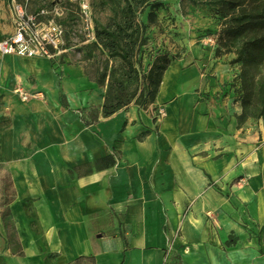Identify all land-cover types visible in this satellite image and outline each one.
Masks as SVG:
<instances>
[{
    "label": "crops",
    "instance_id": "crops-1",
    "mask_svg": "<svg viewBox=\"0 0 264 264\" xmlns=\"http://www.w3.org/2000/svg\"><path fill=\"white\" fill-rule=\"evenodd\" d=\"M199 55L107 117L83 66L0 105V264H264V119L238 125Z\"/></svg>",
    "mask_w": 264,
    "mask_h": 264
},
{
    "label": "rangeland",
    "instance_id": "rangeland-1",
    "mask_svg": "<svg viewBox=\"0 0 264 264\" xmlns=\"http://www.w3.org/2000/svg\"><path fill=\"white\" fill-rule=\"evenodd\" d=\"M160 2L154 10L153 21L148 20L149 7L138 13V19L144 24L146 40L136 58L139 77L129 83V89L136 88L139 93L143 86L142 75L147 74L157 57L165 54L172 61L182 56L188 57L198 50L200 55L195 57L194 61L204 81L209 80V77L216 79L212 85L219 88L214 94L215 97L220 99L231 94L230 102L239 101L238 75L241 64L233 61V53L218 54L216 50L222 1ZM13 3L20 4L28 12L35 13L41 9L49 11L41 18H54L65 34L60 52L51 58L0 55V105L7 100H18L14 96L15 87L20 86L30 93L39 92L38 89L42 88L40 79L46 76L47 70L55 73L60 79L62 71L64 73L66 68L81 66L88 77L104 86L105 96L110 69L113 66L119 71L122 70L121 60L118 57H109L107 52L95 43V31L112 22L115 17L118 19L124 0H0V39L13 29ZM83 6L86 8L83 9ZM36 59L43 62L40 67L27 64L29 60ZM134 100L135 98L130 105H136ZM87 112L88 118L94 116L96 108L91 107ZM8 122V115H0V125ZM263 231V227L257 232L251 230L258 240L261 239Z\"/></svg>",
    "mask_w": 264,
    "mask_h": 264
},
{
    "label": "trees",
    "instance_id": "trees-1",
    "mask_svg": "<svg viewBox=\"0 0 264 264\" xmlns=\"http://www.w3.org/2000/svg\"><path fill=\"white\" fill-rule=\"evenodd\" d=\"M161 0H124L116 17L95 31L96 44L109 57L121 60L122 70L111 67L102 115L107 117L134 103L146 107L155 101L164 71L171 60L165 54L157 57L147 74L143 86L129 89V83L139 77L137 55L145 43L144 24L138 13L149 7L148 20L153 21L154 10ZM218 54L233 53L234 62H240L239 101L241 112L236 115L238 125L249 118L264 119V0H221ZM93 79L92 77H89ZM103 84V82H100ZM229 243V240H228Z\"/></svg>",
    "mask_w": 264,
    "mask_h": 264
},
{
    "label": "built area",
    "instance_id": "built-area-1",
    "mask_svg": "<svg viewBox=\"0 0 264 264\" xmlns=\"http://www.w3.org/2000/svg\"><path fill=\"white\" fill-rule=\"evenodd\" d=\"M13 10V29L0 39V55L51 58L60 52L65 32L54 18H41L49 11L28 12L17 3H13ZM14 92L23 101L42 95L41 92L30 93L20 86L15 87ZM163 111V107L158 108L159 113Z\"/></svg>",
    "mask_w": 264,
    "mask_h": 264
},
{
    "label": "bare ground",
    "instance_id": "bare-ground-1",
    "mask_svg": "<svg viewBox=\"0 0 264 264\" xmlns=\"http://www.w3.org/2000/svg\"><path fill=\"white\" fill-rule=\"evenodd\" d=\"M168 76H169V72L167 73V77L166 78H168Z\"/></svg>",
    "mask_w": 264,
    "mask_h": 264
}]
</instances>
